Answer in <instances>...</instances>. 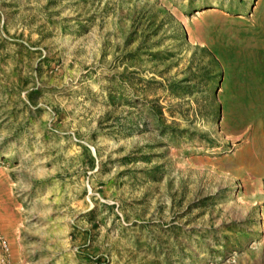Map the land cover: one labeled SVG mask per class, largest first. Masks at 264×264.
<instances>
[{"label":"rangeland","instance_id":"obj_1","mask_svg":"<svg viewBox=\"0 0 264 264\" xmlns=\"http://www.w3.org/2000/svg\"><path fill=\"white\" fill-rule=\"evenodd\" d=\"M250 72L264 0H0V264H264Z\"/></svg>","mask_w":264,"mask_h":264},{"label":"crops","instance_id":"obj_2","mask_svg":"<svg viewBox=\"0 0 264 264\" xmlns=\"http://www.w3.org/2000/svg\"><path fill=\"white\" fill-rule=\"evenodd\" d=\"M249 108V139L245 148L236 157L247 163L249 190H259L264 183V72L249 73V94L246 96Z\"/></svg>","mask_w":264,"mask_h":264}]
</instances>
